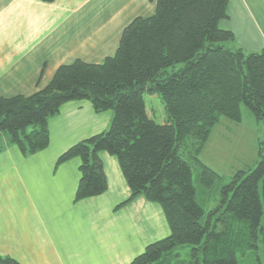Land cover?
<instances>
[{"label":"trees","instance_id":"trees-1","mask_svg":"<svg viewBox=\"0 0 264 264\" xmlns=\"http://www.w3.org/2000/svg\"><path fill=\"white\" fill-rule=\"evenodd\" d=\"M52 3L55 0H41ZM229 0H156L150 17L134 18L115 54L99 64L76 60L60 66L49 84L24 97L0 95V151L7 144L23 156L49 145V121L72 101L110 111L109 128L62 153L56 164L79 160L75 201L103 194L107 182L99 153L117 159L130 196L158 204L170 234L149 244L129 264H237L250 251L260 263L264 241V134L257 160L225 178L198 156L221 119L242 120L241 108L264 123V48L245 54L219 23ZM178 71H167L175 65ZM145 95L156 96L164 119L148 113ZM254 166V167H253ZM199 186L220 184V202L204 209ZM123 204V205H124ZM175 260L173 261V259ZM176 261V262H175ZM0 264H19L0 256Z\"/></svg>","mask_w":264,"mask_h":264},{"label":"crops","instance_id":"crops-1","mask_svg":"<svg viewBox=\"0 0 264 264\" xmlns=\"http://www.w3.org/2000/svg\"><path fill=\"white\" fill-rule=\"evenodd\" d=\"M242 2L263 29L264 0ZM155 6L156 0H0V95L27 97L45 88L62 65L103 62L115 54L124 28L134 18L152 16ZM111 118L88 101L65 103L49 121L48 147L26 157L1 137V257L19 264H129L170 234L158 204L142 197L124 204L130 192L115 157L99 153L107 189L80 201L79 160L56 164L71 146L106 131ZM234 128L227 123L229 136L213 135L230 139ZM232 160L231 170L255 157Z\"/></svg>","mask_w":264,"mask_h":264},{"label":"rangeland","instance_id":"rangeland-1","mask_svg":"<svg viewBox=\"0 0 264 264\" xmlns=\"http://www.w3.org/2000/svg\"><path fill=\"white\" fill-rule=\"evenodd\" d=\"M242 1L243 0H229L227 8L229 19L221 21L219 27L225 30L231 29L235 34V41L226 44L227 47L231 49H242L245 54L259 52L264 48V33L260 32L264 31V27L263 29H258L257 22L244 10L245 8ZM183 66V64H178L175 65L173 69H168L167 71L169 73L171 71L176 72ZM144 97L148 113L157 123H161L164 119V111L159 99L156 96L152 97L145 95ZM241 114L242 120L240 123H233L226 119H221L220 123L212 129L210 142L205 145L204 150L198 157L202 163L205 165H207L206 163H209V166H207L210 167V169L225 178H229L231 173H234L237 170H243L247 166L254 164L253 161L247 166H239L233 170L229 168L230 162L234 165L236 164L232 158L241 157L243 158V161H246L247 159L251 160V157L253 160L255 157L256 161L258 141H262L263 139L264 123L257 121L245 107L241 108ZM227 123L235 125L234 129L237 130L235 131V135H232L230 139L227 137V139L223 138V140H218L217 137H214L213 133L223 132L222 134H224L225 132L224 135L227 136L230 132L225 129ZM196 177L197 173L195 172L193 174V183L197 189L198 203L201 204L204 209L216 207L220 202V184L217 183L212 189L208 190L199 186ZM187 251V249L179 251L181 257L178 259V264L188 261ZM259 259L260 263L264 264V241L263 244L260 245ZM174 260L175 258L173 261ZM237 264H258L257 254L250 251L245 257L238 256Z\"/></svg>","mask_w":264,"mask_h":264}]
</instances>
